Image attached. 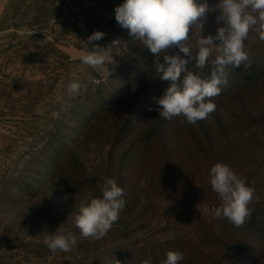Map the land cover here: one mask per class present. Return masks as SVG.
I'll return each instance as SVG.
<instances>
[{"label":"rangeland","instance_id":"obj_1","mask_svg":"<svg viewBox=\"0 0 264 264\" xmlns=\"http://www.w3.org/2000/svg\"><path fill=\"white\" fill-rule=\"evenodd\" d=\"M207 2L215 8L219 0ZM122 3L123 0H5L2 3L0 264H80L84 259L81 257L87 255L94 257V263L105 258L107 263L108 255L116 253L121 244L137 241L141 245L149 239H161L165 243L169 238L175 239L172 249L182 248L181 264H232L228 260L231 254L222 259L223 253L218 254L221 245L213 240V236L223 235L229 225L226 219H216L212 214L221 202L210 185L211 167L226 162L234 172L241 169L242 175L248 169L258 172L261 177L253 198L259 202L264 197V126L250 138L240 159L227 152L215 156L210 168L204 165L202 149L196 148L197 153L193 154L188 147L177 143L166 155L160 151L164 150V144L155 143L139 165L135 157L147 143L118 146L107 141L108 118L98 117L90 125L91 133L84 135L79 143H72L81 138L87 126L83 129L79 126V115L86 111L85 101L90 97L87 93L97 87L106 90L105 86L117 77L115 67L123 69L122 55L134 48L140 49L141 58H154L116 22L114 9ZM218 15L219 9L209 11L201 30L190 27L193 54L198 50L199 35H215L218 27L224 26L222 21H217ZM95 31L105 34L94 43L106 48L107 57L98 69L81 63L79 58L88 47L92 49L86 43ZM114 40L120 41L118 47L111 46ZM171 50L180 52L176 47ZM244 50L264 55V40L254 29L249 32ZM217 54L213 46L209 59ZM73 80L81 84L77 95L67 90ZM86 107L90 112L96 109L89 104ZM119 119L124 124L122 117ZM189 136L188 145L192 147L204 140L201 130H189ZM131 147L134 152L129 162L134 161L128 166L124 154ZM64 152L68 163L61 178L58 170L66 160ZM167 160L177 165L176 170L169 168ZM109 178L124 189L125 207L105 237L84 239L72 217L81 203L101 195L103 183ZM205 206L209 213H200L199 208ZM59 227L65 233H73L77 245L69 252L58 250L53 254L42 242V235L54 234ZM229 232L230 228L226 233ZM254 242L256 250L263 246L259 238ZM253 259L247 258L249 261L239 264H253Z\"/></svg>","mask_w":264,"mask_h":264},{"label":"clouds","instance_id":"obj_2","mask_svg":"<svg viewBox=\"0 0 264 264\" xmlns=\"http://www.w3.org/2000/svg\"><path fill=\"white\" fill-rule=\"evenodd\" d=\"M216 9H219L216 19L224 26L218 27L215 35H199L196 41L198 50L194 55L189 44L190 27L201 30L206 14ZM114 13L116 22L127 29L143 48L156 56L165 53L164 63H158L157 71L162 74L161 80L170 81V86L155 102L160 106L159 117L166 120L183 116L188 123L194 124L207 119L216 109L211 98L218 96L220 85L227 83L226 67L238 68L248 60L244 45L250 30L254 29L264 40V0H219L215 8H211L207 0H123L115 7ZM104 35L95 31L87 38L86 45H92V49L88 47L87 52L80 54L81 63L93 69L106 63V48L94 43ZM214 41L219 43L214 44ZM119 45L120 41L114 40L111 46ZM213 46L218 54L211 60L210 77L204 79L198 73L189 71V64L194 63L196 68L202 69L209 63ZM172 47L178 48L186 58L179 54L168 55L167 50ZM67 90L69 94L77 95L81 84L73 80ZM210 185L221 201L212 210L213 217L227 219L235 227H241L251 216L249 205L255 190L228 165L220 162L210 169ZM124 195V189L114 179H106L101 195L81 203L72 217L80 236L95 240L105 237L125 207ZM199 211L209 213L207 206L199 208ZM42 242L53 254L58 250L69 252L77 245L75 235L65 233L60 227L54 234H43ZM183 259L182 252L169 250L163 264H179ZM143 264L149 262L144 261Z\"/></svg>","mask_w":264,"mask_h":264},{"label":"trees","instance_id":"obj_3","mask_svg":"<svg viewBox=\"0 0 264 264\" xmlns=\"http://www.w3.org/2000/svg\"><path fill=\"white\" fill-rule=\"evenodd\" d=\"M139 50L135 51L134 48H131V51L122 55L120 62L123 69L115 67V70H118L117 77H114V80L105 86V91L99 90L100 88L97 87L94 91L87 93V96L90 97L85 101L86 111L79 115L81 129L84 125L87 126L81 138L72 143H79L84 135L91 133L90 125L98 117H101L109 119L106 131L108 134L105 135L107 141L118 146H123V144L125 146L128 143H147L135 157L138 158L136 162L139 161V165L145 155L152 151L155 143L164 144V150L160 149L162 155L169 154L172 145L175 143L177 146L188 147V151L193 154L197 153L196 148L202 149V154H199L204 155V165H207L208 168L211 167L210 164L215 156L227 152L233 153L236 160L240 159L243 156L242 149L247 147V143L255 132L264 126V55L258 56L245 51L248 60L242 63L240 67L227 66L225 69L227 83L220 85V94L211 98V101L216 105L215 111L209 114L207 119L192 124L188 123L183 116L173 117L171 120L159 117L158 109L160 106L156 104L155 99L162 96L164 90L170 86V81L161 80L162 74L157 71L158 63H164L163 55L165 53L156 56L150 52L154 58L143 59ZM167 54H179L183 57L181 52L172 51L171 48L167 50ZM212 59H209V63L202 69L196 68L194 63L189 64L188 70L207 79L211 74ZM138 88L142 89V92L136 93ZM105 94H107L106 97ZM87 104L95 106L96 109L90 112L86 107ZM124 114H126L125 117ZM120 117L124 122L122 125L119 123ZM193 129H196V132L201 130L204 135V140L201 139L202 143L196 147L188 145L190 142L189 130L193 131ZM132 148L126 149L124 154L125 163L128 166L134 161L132 159L129 162L134 152V148ZM63 159L66 160L58 170V175L61 178L64 176L62 173L68 163L66 152L63 153ZM167 163H169L171 170H176V164L169 162V160ZM223 164L227 165L226 162ZM53 166L56 165L53 164ZM134 168L133 165L132 170ZM235 173L244 178L247 185L256 191V182L261 177L258 172L248 169L242 175L240 169V171L236 170ZM52 177L54 178V176ZM165 189L168 190L169 188ZM218 200L220 201L219 198ZM249 208L251 209V216L241 227H235L226 219V225H229L227 230L230 228V232L226 233V230L223 235L213 236V240L215 239L221 245L218 254L223 253L222 259L231 254L228 260L232 264L243 263L247 258L249 260L254 258L253 264L264 263V197L259 202L253 198ZM210 230L215 232L214 229ZM255 238H259L263 244L257 250ZM161 241V239H149L148 242H141V245L137 241L126 245L121 244L116 253L108 255L110 259L107 263L105 260L108 259L106 258L94 263V257L87 255V257H81L84 259L80 264H118V261L119 264H143L144 261H148L149 264H163L166 253L169 250H177L171 248V244L175 241L174 238L165 240V243H161ZM251 255L256 256L252 258ZM179 264L181 263L179 262Z\"/></svg>","mask_w":264,"mask_h":264},{"label":"crops","instance_id":"obj_4","mask_svg":"<svg viewBox=\"0 0 264 264\" xmlns=\"http://www.w3.org/2000/svg\"><path fill=\"white\" fill-rule=\"evenodd\" d=\"M4 1H5V0H0V11H2V10H1V6H2V3H4Z\"/></svg>","mask_w":264,"mask_h":264}]
</instances>
